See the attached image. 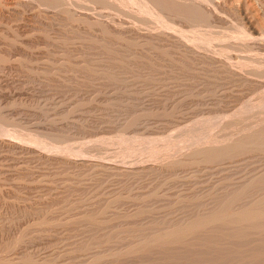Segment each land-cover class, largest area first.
Returning <instances> with one entry per match:
<instances>
[{"label": "rangeland", "instance_id": "obj_1", "mask_svg": "<svg viewBox=\"0 0 264 264\" xmlns=\"http://www.w3.org/2000/svg\"><path fill=\"white\" fill-rule=\"evenodd\" d=\"M263 72L264 0H0V264L230 258L242 240L214 227L126 250L264 173V150L222 169L191 153L259 136Z\"/></svg>", "mask_w": 264, "mask_h": 264}, {"label": "bare ground", "instance_id": "obj_2", "mask_svg": "<svg viewBox=\"0 0 264 264\" xmlns=\"http://www.w3.org/2000/svg\"><path fill=\"white\" fill-rule=\"evenodd\" d=\"M89 1H92V4L94 2L97 4L105 5V4H107V2L109 0L108 1L107 0H89ZM51 3H54V2L51 1ZM159 4H160V2H159ZM168 4H170V3H168ZM170 5H171L170 8L172 7V10L174 9L173 11L181 13V12H183L182 10H184L182 8L184 5L183 6L181 5L182 7H180V6L175 5L174 2H173V4L171 2ZM164 6H168V5L164 4ZM188 7L191 8L190 6H188ZM184 8L187 9V7H185V6H184ZM189 10H191V9H189ZM194 12H196V11H194ZM194 12H192V10H191L192 14L190 15L188 13L190 15L189 18L196 19V20L201 18L200 17L201 14H199L200 15L199 16V15H196L198 13L195 14ZM203 16L204 15H202V17ZM200 20L203 21L204 19L203 20L200 19ZM103 30L106 32V30L104 28H103ZM100 41L101 40H97V42H99L100 45L107 47V44L105 42H100ZM256 133H258V132H256ZM229 143H227V145H225V144L220 145L219 144V146H215V147H213L211 145L210 148H206V147L200 148V146H199V149L196 148L191 153H193L194 157H200L201 161L205 160V162L207 161V163H210V165L212 163H217V165L215 164V166H217V168H218V166L219 167L221 166V169H222V166L224 167L223 164L224 163L227 164L226 162L228 160H231L230 162H232V160L234 161L236 158L240 157V155L247 154V153L251 152V150H253V149L258 150V151L264 150V124H263V127L262 126L260 127L259 136L252 132V133L245 135L244 137L237 139L235 141L231 140V142H229ZM210 144H211V142L209 143V145ZM201 146H203V145H201ZM174 163H176V162H174ZM263 181H264V173H262V175L260 174V176H258L256 178H252V179L250 178L249 180L243 181L241 184H238V185H236L235 183H232V184L229 183L225 190L222 189L223 191L221 193H218L217 195L212 194L210 196L212 198V203H213L212 207H209V206L204 207L206 209H204V210L202 209L203 211L196 213L189 221H187V222H186V220L183 221L185 223L173 225V226H171L169 228H165L163 230L161 229L157 233L154 232V234L148 233L147 235H145V238L143 239V241H141V242L139 241V243H137L135 245H130L128 247V249L126 250V252H127L126 254L136 253L137 251H143V250L146 251V250H149L151 248H156V247H158L160 249V246L162 248L169 249L170 247H175V246L180 245V244L183 245V243H186V242L188 244V242L191 243L192 240H196L197 236L200 237V233H204L206 230H208L210 228L213 229V227H214L215 233L219 236H224L225 238H229L231 240H234V239L242 240L238 244H235L233 241H231L234 244V246L231 249H230V247L228 249V251L230 250L229 252L231 253L230 254L231 257L226 258L223 261L220 260L218 262H220L221 264H232L234 261H236L238 264V262L247 261L248 263L254 262L256 264L258 262L260 263V262L264 261V258H262V256L264 255V235H261V238L259 239V242L262 244V249H263L262 251H261V249H260V251L257 250L258 252L254 251L253 249H250L251 246L250 247H248V246L250 243H252V241H249L250 243H245L243 241L245 238H247V240H248L247 236H249L250 234H253V233H255V234L257 233V235H259L260 233L264 234V195L257 198V199L253 198V192H254L255 188L258 185L264 184ZM261 182H263V183H261ZM196 203L199 204L200 206L202 205L201 201H198ZM208 205H210V204H208ZM94 215L92 217H89L90 220L94 221L93 224H95V220H96V216H94ZM90 216H91V214H90ZM81 220H83V219H81ZM87 220H88V218H87ZM87 220L85 219V221H87ZM90 220H88V221L91 222ZM47 221H49V220L45 219V221L44 222L42 221L41 223L39 221V224H42L44 226L45 224L48 223ZM96 222L98 223L99 221H96ZM52 223H50V224H52ZM142 233L145 234V233H147V231L146 232L144 231ZM151 233H152V231H151ZM207 233L209 234V231ZM209 236H211V235H209ZM215 236H213V237H215ZM219 236H217V237L220 238ZM195 237H196V239H194ZM210 239H208V240H210ZM141 240H142V238H141ZM202 240L205 241L207 239L202 238ZM199 241L200 240H198V242ZM207 241H205L203 243L208 244L210 242V241L209 242H207ZM221 241H223V239ZM259 242L257 241V243H259ZM135 243H136V241H135ZM186 247H188V246H186ZM253 248H255V247H253ZM247 249H249L250 251H248ZM94 261L96 262V260H94ZM216 263L217 262H215L214 264H216ZM243 263H245V262H243Z\"/></svg>", "mask_w": 264, "mask_h": 264}]
</instances>
